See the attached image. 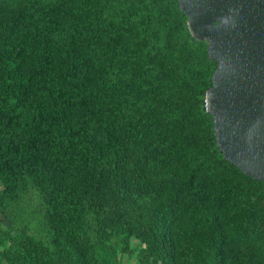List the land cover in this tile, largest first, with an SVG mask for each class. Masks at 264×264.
<instances>
[{
    "label": "trees",
    "instance_id": "obj_1",
    "mask_svg": "<svg viewBox=\"0 0 264 264\" xmlns=\"http://www.w3.org/2000/svg\"><path fill=\"white\" fill-rule=\"evenodd\" d=\"M204 42L179 0H0V197L33 183L51 234L14 235L6 264H117L132 235L145 264H236L239 244L245 264H264V234L228 221L235 189L211 168L209 156L264 185L216 141ZM173 177L201 220L184 221L177 200L145 216L141 199Z\"/></svg>",
    "mask_w": 264,
    "mask_h": 264
},
{
    "label": "water",
    "instance_id": "obj_2",
    "mask_svg": "<svg viewBox=\"0 0 264 264\" xmlns=\"http://www.w3.org/2000/svg\"><path fill=\"white\" fill-rule=\"evenodd\" d=\"M188 28L217 62L206 91L225 158L264 181V0H179Z\"/></svg>",
    "mask_w": 264,
    "mask_h": 264
},
{
    "label": "rangeland",
    "instance_id": "obj_3",
    "mask_svg": "<svg viewBox=\"0 0 264 264\" xmlns=\"http://www.w3.org/2000/svg\"><path fill=\"white\" fill-rule=\"evenodd\" d=\"M207 45V42H204L200 47L202 56L203 53L205 56ZM184 46H182L183 57L186 59L187 48ZM186 107L191 106L187 103ZM193 134H195V130L190 129L186 136L192 138ZM209 159L215 179L222 182L225 187L229 186L235 189L234 196L227 200L225 206L228 221L234 227H258L264 234V185L244 176L227 161L218 160L213 156H209ZM1 190L0 184V195ZM175 200L179 203L180 213L183 215L184 221L188 219L197 221L203 218L205 209L196 203L190 191L182 190L179 187L177 179L174 177L166 185H162L153 198H143L140 203L146 210L145 216H148V214L156 213L167 205H174ZM0 201V253L6 249V246L12 241V237L19 232L29 233L45 241L50 238L45 202L42 194L38 192L33 183L21 188L18 199L6 198L2 202L0 197ZM123 224L122 219L119 228H116L118 232L122 230ZM197 232L203 238L206 235V228L199 227ZM113 237L116 239L114 242L120 243L119 235L115 233ZM130 244L131 247H134L133 249L118 250L116 253L117 264H145L140 255V250L144 244L134 235L130 236ZM249 252L248 246L236 245L233 260L236 264H245L248 261ZM0 264H6L5 259L1 256ZM151 264L167 263L160 260Z\"/></svg>",
    "mask_w": 264,
    "mask_h": 264
}]
</instances>
